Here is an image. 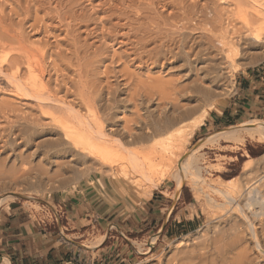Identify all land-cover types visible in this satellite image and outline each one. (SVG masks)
Segmentation results:
<instances>
[{"label":"rangeland","instance_id":"rangeland-1","mask_svg":"<svg viewBox=\"0 0 264 264\" xmlns=\"http://www.w3.org/2000/svg\"><path fill=\"white\" fill-rule=\"evenodd\" d=\"M98 1L99 0L93 3L94 6L99 5ZM195 1L196 0H188L189 4L187 3V5L189 6L190 4H193L195 3ZM213 1L214 4L211 0H202L200 4L201 6L207 8L206 9V14H208L207 17L209 18V16L210 17L212 16V18L215 19L216 24L215 22H212L214 23L213 25L211 23V28L213 29L214 34L219 37L221 36V39H223L222 37L227 38L225 39V41L233 40V42H236L240 36L246 35L248 37L247 40L248 43L245 42L244 45L245 47H244L242 46L243 44L239 42L241 45L239 49V55L241 56H238L237 59L235 60V64L231 66V64L228 63L223 57L224 55H221V53H219L221 49L217 47V45L219 44L216 42H218L220 39L218 41L215 40L214 41L215 43L212 45H216L217 48H214L211 50L212 52H209L207 58L205 59L206 61L200 66L202 67V71L200 72V80L197 83L194 82L196 79L194 74H187L180 70V64L182 63H179L178 65H172L173 61L170 60V62H163L164 64H159L157 66L143 65L142 63H140V61L132 60V58H135V56H132L131 58L124 56L125 55L124 50H126L128 47H126L123 43L119 42L122 41L121 39L116 44L110 41H109L110 43L108 42L109 44L107 42L104 43V41L100 39L101 43L102 44L104 43V48L106 49L108 48V49L105 52V54H103L100 51L98 52L102 53L103 57L104 56L105 57L104 58L100 57L101 61L100 60L98 61V59L97 60L94 59L95 61H93L91 59V62L92 61L93 62L90 64L89 61L91 54H89V51L91 53L92 51H94L95 47H97L96 49H99V47L102 45L101 43H98L99 39L94 38L95 39L94 40L93 37L92 38L90 37L91 39L89 38L88 45H94L92 49L91 46L89 49L87 48L89 51L86 50V53H88L86 55L88 56L90 55V57L85 58L86 56L84 57L81 56L82 61L84 62V63L82 62V64L87 63L85 65H88L87 68L89 67L88 69L87 68L85 69L86 66L84 67L83 65L85 70L84 71L82 69L83 75L85 73V75L88 77L85 78L86 76H84L83 80L85 81L88 80L86 84L91 86V88L94 87L92 90L97 91L99 90L100 87L99 91L102 90V92H105V94L104 93L102 94L103 98L101 96L102 101L106 102V99L109 98L110 90L109 88L106 87L107 85L109 86L113 85L114 87L117 83H119L122 87V89L120 87L121 91L119 90L120 92L118 91L115 94L116 96L115 98H118L116 100H119L117 101L118 106L115 105L116 107H114V110L111 111L113 112L112 113L113 116L115 115L114 117L116 120L113 119V121H109L108 124L110 126L107 127L106 129L107 133H108V129L112 126L111 124H116L117 126H119L118 127L119 130H122L127 124L128 125L132 124V126H135V124H133L132 122L133 118L135 117L134 116L135 108L134 106H132V103H130L133 101L129 102V100L130 99L132 100L131 96L133 95V93H137V92L143 93V90L144 92L146 90L147 91L150 90L155 93L153 97V101L151 105H149L150 107L148 106L149 110L151 109L150 111H154L152 112L154 113L153 115L154 116L159 115L158 119L160 121L162 120L161 117L163 118V115L166 116V117L164 116L165 119H163L161 123V128L163 127L161 129V133L159 132V134L157 135L159 137L157 136H156L157 138L153 137L152 139H150L151 141L150 140L149 142L147 141V144H145L146 142H142V144H137L135 146L134 145H131V147L126 146L124 149L125 152L122 149L121 152L123 153L120 152L119 154L116 153V155L115 154L110 155L109 157L111 159V160L109 159L110 161L113 160L114 163L116 162V164H118L121 167V165L124 166L126 163L124 159L127 158V156L129 157L132 152L133 153L137 152L140 154L145 149H149V147L153 148L151 147L152 143L153 144L156 143V145L159 147V148L156 147L158 150L161 149L162 144H164L165 146L168 144H173L174 141L176 142L178 140L179 138L178 135L180 132H182V130L191 127L197 120L202 118H203V125L198 129H196L194 133L188 138L187 152L190 153L192 150H197L201 146V144L205 142L207 138L210 139L213 138L212 140L209 139L210 141L208 140L206 142V146H204L201 150L196 151L193 154L194 156L192 155L193 159L191 158L192 161L190 159L189 163L191 164V167H194L192 168L191 172L194 173L193 178L195 181L193 180V178L189 177V180L187 179V181H185L184 185L182 186V190L180 193V194L184 193L186 196H190V198L192 199L193 203L192 206L189 207L190 211H185L181 219L183 220L184 217L185 218L195 217V223L193 227L194 230L191 231L188 230L187 232L180 233L179 235H176L175 237L170 239L165 238L164 241L162 240L157 241L158 237H150L144 241H136L132 243L137 253L140 255L139 256L140 258L132 264H190V263L197 264L198 263L197 257L200 256L201 253L200 251H202L201 249L207 247L208 244L210 245L209 248H211V245H213L212 243L213 241L211 239L214 240L215 238H218V233L220 232V230L229 229L231 225H234V222L236 224V222L238 223V219L239 221H241L242 219V215L238 211L234 209L230 211L231 207H228V209L224 208V203H225L224 200L220 199L219 203L215 204L209 202V199L207 198V196H205V195H211L213 197L214 194L212 192L213 191L212 188L214 189L217 187L218 177H221L226 182L233 181L231 184L236 183L238 186H241L242 188H244V190H246L245 184L249 182L250 177L253 178V176L249 177V175L248 176L245 175V172L243 170V165L246 161L252 162L253 167L255 169L254 172L259 170L261 176L264 175L263 174L264 137L260 138L256 136L253 139L252 137L250 138L248 136L239 135L240 137L239 136L235 137L229 141L225 139H220L218 137L219 134L222 132L238 129L244 125H247L248 123L264 124V35L260 41L256 40L255 38H252L253 36L252 34H250L249 37L248 33L250 32L248 31L245 32L246 28L243 27L245 26V24L243 20L240 19L241 18L240 15L245 14L248 17V18L246 17L247 20L248 21L251 20L252 23H256L257 25L264 23V0H223V1L213 0ZM0 2L3 3L2 0H0ZM11 3H12L11 0H9L6 3V5L3 7V9L5 8L4 11L7 10L10 12L11 9L10 7H12L10 6ZM86 3L87 2H84L83 5H80L81 7L79 9L82 10L83 8L84 12L87 11V17L89 20L91 18L90 13L92 14L93 11H95V9H98V7L92 8V6L90 4L88 5V3L87 5H85ZM85 8L88 9L89 11L86 10ZM213 8L216 10H214ZM213 13H215V17ZM42 14L43 13H41V16ZM102 14L103 13L98 14L99 18L97 15L91 18L94 20V22H89L91 25L88 23L89 24L88 30L94 29L93 27H96L97 23H98L97 25L98 27H102V22L105 21L104 17L107 16V14H103V15ZM100 15H102L101 17L103 16L104 17L101 18ZM20 19H22V17ZM20 19H18L16 16L14 18L13 16L12 21L16 24L15 21H19ZM32 20L33 19L31 17L28 21L29 22L28 24H25L27 23V21L24 22L23 24V27H25L24 29L27 30L25 32L26 38L27 36H29L27 32L32 34V35L30 34L31 37L28 38L30 39L29 42L32 41L31 43H33L34 40L41 41V39L43 40L44 37L43 34H41V36L39 35L40 32L38 31V29L35 30L36 27L34 28L32 26V28L31 27L29 28V25L31 26L34 23V20L33 21ZM91 26L93 27L91 28ZM82 29L85 30L86 28L84 27L81 28L77 33L81 32V36L83 37L80 38V40H82V43H84L83 39L86 37V35H84V33L82 35V32L84 31ZM34 30L36 32H34ZM56 35H60L59 32H57ZM233 36H235L236 38ZM60 37H61L60 40H62L64 35ZM60 37H58L57 40H59ZM249 39L250 40L255 39V41L251 40L252 42L254 41L255 43L253 42V44L247 45L250 44ZM48 40H50L49 44L51 41L53 42L54 46L51 42L52 46H50V49L54 53H56V51H58V49L55 48L54 41L56 40H54L53 37H50ZM153 46L154 45L148 46L147 50L152 48ZM219 46H221V44ZM61 47H63L62 49L64 51L68 50V47L66 45H63ZM53 52H51V54H54ZM82 54L85 55L84 52H82ZM122 56L126 57L127 61ZM118 58H122V59L119 60ZM47 60H48L47 61L48 66L50 67L48 68L49 74L47 72L44 81L46 82V84H48L47 88L49 93L52 92L53 95L56 96V100L58 99L59 101L65 100L63 102H66L67 105L68 103L69 105L73 104L72 107L75 106L76 110L80 108L79 111L82 114L86 115L87 114L86 113L87 109H85L86 107L82 106L81 102H79L80 98L78 96L80 95V93H78V96L76 95L77 92H80L79 90L80 88L78 89L76 86L77 85L76 82L78 79L74 71L75 68L73 69V71L72 70L69 71L66 69V67L59 66V68L61 69L57 68L56 70H53V65L55 64L60 65L61 63L59 61H56V63H54V56L53 58L52 57L50 58V56L48 55ZM111 61L113 63H111ZM99 62L100 65H98ZM93 64L95 65V67L98 66L97 67L98 69L96 68L95 70ZM90 65L92 66L91 68ZM124 66L128 68H125ZM92 68H94V70ZM108 68L110 70H108ZM90 69L92 71H90ZM106 71L113 72V74L109 72L106 74L105 73ZM125 71L128 72L129 74L126 73ZM115 72L118 73L116 74ZM115 74L117 77L114 76ZM25 75H23L25 77L22 76L24 81L21 79L23 82L27 80L24 78H26L28 74L25 73ZM0 78H1L0 79V110L2 108L5 110L7 109L5 112L7 113L9 111L8 114L10 113L9 114L10 116H8L3 111L7 117L6 118L1 110L0 128H3L2 126L5 127L18 126L19 123L22 127H27V128L28 126L33 127L31 126L32 125L31 121H33L34 119H39L40 116H43L40 122H37L35 120L39 125L35 131L36 132L39 131V133H41V136L38 139V142H40V146H38L37 148L36 146H30L29 148H26V150H23V154H24L23 159L26 160V161L24 160L25 164L22 162V160L16 158L8 159L7 163L5 164V172L7 171L6 173L8 174H6L5 176V178L7 179L4 178V180L0 181V201L4 199V197L6 199L0 202V211L4 208H7L8 206H15L19 208L21 211H23L26 217L36 227H40L42 229L52 228L54 230L55 227L58 228L60 226L61 227L63 226L68 228V231L65 230V233L69 235L72 233L68 225L71 223L70 220L71 218L68 217V215H70L68 213L69 212L68 210H69V204L71 202V197L73 196V194H76L77 190H79L81 187H85V185H91L92 187L95 188V190L97 191V193H99L101 197V200L96 207L91 206V237H92L95 236L96 234L105 233L109 227L108 225H111L109 223L111 222L117 223L119 218L116 221H113V219L115 218V216H117L118 212L121 210L122 207L128 206L131 209L132 207H134V205L146 201L150 197L151 193H153L152 191H155L156 189L164 188V190L168 192L167 193L168 196L174 199L178 198L176 197V193H175L177 188V182L174 179L164 180L156 189L148 185L147 186L142 185L143 187L139 186L138 187L139 189L135 188L133 192L126 191L127 193L125 194L119 192L117 189L114 188L112 183L113 181L112 178H114V176L122 177L123 169L120 167L119 168L116 167V170L112 171L110 167L101 166L102 164L96 160L91 161V157L87 158L85 157V155H80V153L75 151L72 148V146L64 140L63 131H62L63 128L60 126V124L53 123L51 118L47 114H45L46 112L52 113L54 107L55 108L61 107L60 103H55L52 102L51 100H47L49 99V97L47 98V95L45 96L46 98H44L46 101H44L43 103L42 101L38 99L36 100V98L30 97L25 93H19L17 96V94L15 95V93L13 92V90L15 91V89L14 86H12L13 84H11L12 83L11 80L8 79L9 77L6 74L0 72ZM145 82L147 83L149 82V83L147 84ZM163 83L165 85L168 84L166 85L168 88L171 87L170 85H173L174 83L189 86L188 90L182 93L181 95L173 94L170 95L171 97H168L170 99L172 98V101L179 105L178 107H180V110H178L177 113L173 112L171 108L170 104L172 103V101L166 98L169 95H167L168 93L166 94V92H164L165 88ZM159 85L160 86L162 85L164 89L160 88ZM60 86L61 88L63 87L62 90H60L61 89ZM198 87L201 88V90ZM103 88H106V90L104 91ZM68 89L70 90L69 94L67 91ZM160 89L162 90V94H160L161 93ZM198 90L201 91V93L203 92V94H200ZM20 96L22 97L20 98ZM60 96L62 97V99ZM161 97L162 99L160 100ZM164 98H166L167 100ZM163 100L164 101L166 100L168 103L166 104L165 101V103L163 104L164 102ZM101 102L99 103L100 105L98 106H101L102 104L105 103V102L103 103ZM138 102L137 104H141L140 101ZM43 107L45 108L43 109ZM145 108H146L145 106L140 107V109L143 110L142 111L143 113L140 112V114L143 116H146ZM194 108H197L199 110ZM8 109H10L11 112ZM169 109L171 113L169 112ZM192 109H194L193 112L195 111L194 112L195 114L192 113L193 115L190 112ZM99 112L100 115L102 116L103 121L106 122L107 119L105 118L107 112H104V109L99 110ZM185 112L186 114H188L187 117L189 119L187 117L183 119V117L185 116L184 114ZM11 113L14 114L12 115ZM225 113L227 114L226 120H223L222 118ZM15 114L18 117L19 116L20 117L15 118L16 117ZM2 116L6 118V121ZM22 116H24V118ZM175 117L178 118L175 119ZM25 118L28 119L29 121L28 120H27L28 122L25 121L24 120ZM29 118H31V121ZM166 118H168V120ZM7 119H9L10 121ZM15 119H16V123H15ZM17 119H20V122H18ZM174 119L178 121L176 122ZM181 120L183 121L185 120V123L183 121L182 123ZM227 120L229 121L233 120L234 125L229 127L225 126ZM29 122L31 125L29 124ZM173 122H176L177 124L179 122V124L178 125L176 123L173 124ZM168 125L170 127H167ZM165 128H168V130L166 131ZM85 135L87 136V134ZM213 140H215L216 142ZM162 141L164 142L162 143ZM160 143L161 146H159ZM14 160L17 161L14 162ZM30 164L31 166H29ZM23 167L24 170L25 169L27 170L25 171V173L27 172L25 176H23L24 170L20 169ZM19 172L22 173L20 174V176H19ZM15 176L17 177L16 179L18 180H15ZM216 182L217 184L215 185ZM231 184H226V185L229 186ZM255 186L256 185L252 186V188H254ZM200 188H203L204 191H206L207 193L201 194ZM261 192H264V189H261ZM11 193H16L17 195L11 198L10 197ZM198 194L204 198V201L203 198H199ZM92 215L95 216L92 217ZM240 223L241 222H239V224ZM84 231L85 230H82L81 233H84ZM93 231L96 233L93 234ZM87 236L88 235H85V237L82 238H79L78 236L75 237H77L78 242H81L82 240H86L88 238ZM100 241L101 239L91 243V248L96 244H99ZM248 245L250 248L249 251H251L252 245L250 244L249 241L245 243L244 246L248 247ZM209 248L206 249V251H209L210 250ZM211 250H213V248H211ZM237 252L238 250L233 252V254H237ZM202 253H204V250L202 251ZM196 254L198 256H195ZM255 256L256 254L254 255L252 252H250V257H255ZM96 259L98 258L96 257ZM257 261L260 262L259 260ZM112 264L115 263L112 262ZM249 264H254V263H249Z\"/></svg>","mask_w":264,"mask_h":264},{"label":"bare ground","instance_id":"bare-ground-1","mask_svg":"<svg viewBox=\"0 0 264 264\" xmlns=\"http://www.w3.org/2000/svg\"><path fill=\"white\" fill-rule=\"evenodd\" d=\"M2 1L3 3L0 2L1 3L0 4V72L6 74L9 77L8 79L11 80L12 82L11 84H13L12 86H14L15 89V91L13 90L15 95L17 94L18 96L19 93H25L30 97L36 98V100L38 99L42 101V103L46 101L44 98H46L45 96L47 95V98L49 97V99L47 100H51L52 102L55 103H60L61 107H57V108L54 107L53 112L51 111L52 113H48V112L45 113L44 111L43 112L51 118L53 123L60 124V126L63 128L62 131H63L64 140L68 142L75 151L80 153V155H85V157L87 158L91 157V161L96 160L102 164L101 166L110 167L112 171L116 170V167L119 168L120 166L116 164V162L114 163L113 160L110 161L111 160L109 158L110 155L112 154L116 155V153L119 154L122 151V149L125 152L124 149L126 146L131 147V145L135 146L137 144H142V142H146L145 144H147V141L149 142V140L152 139L153 137L155 138L159 134V132L161 133V129L163 128V127L161 128V123L162 120L165 119L164 118L165 115H163V118L161 117L162 119L161 121L158 119L159 115L158 116L155 115L156 117L153 115L154 113L152 112L154 111H150L151 109L149 110L148 106L151 105L155 93L150 90L149 91L146 90L145 92L143 90V93L140 92L133 93V95L135 94L134 97H136L137 99L134 98L133 95L131 96L132 100L129 98L130 99L129 102L133 101L130 103H132V106H134L135 108V112H134L135 117L132 120L135 126H132V124L131 125L129 124L130 125L129 126L127 124L122 129L123 130L122 131L119 130L118 128L119 126H117L116 124H111L112 126L108 129V133L106 132L107 127L110 126L108 124L109 121H113V119L116 120L114 117L115 115L113 116L112 114L113 112L111 111L114 110V107L118 106L117 101L119 100H116L118 98H115L116 97L115 94L120 90L121 85L117 83L114 87L113 85L106 86L107 88H109L110 94L108 93L109 98L107 96L108 99H106L105 102L102 101L103 98L102 94L103 93L105 94V92H102V90L99 91L100 87L99 90L97 91L92 90L94 87L91 88V86L86 84L88 80L87 81L83 80V77L86 75L85 73L83 75L82 71L84 70V67L86 66L85 67L86 69L88 65H85L87 63L82 64L83 62L82 57L84 56H86L85 58L90 57V55L89 56L86 55L88 54L86 53V50H88L90 46L91 49L94 46V45H88V41L90 37L91 38L93 37V39L94 38L99 39L98 43H101L100 41L101 39L104 41V43L105 42L108 43L110 41L116 44L121 39L122 41L119 42L123 43L126 47H128L126 50H124L125 51L124 56L128 58L135 56V58H132V60L140 61V63H142L143 65L157 66L159 64H164L163 62H170V60L173 61V62L171 61L172 65H178L179 63H182L180 64V70L187 74H194L196 77L194 81L195 83L199 82L200 72L202 71V67L200 66L206 61L205 59L207 58L209 52H212L211 51L212 49L217 47L220 48L221 51L219 53H221V55H224L223 57L225 58V60L228 63H230L232 66L235 64V60L237 59V57L241 56L239 55V49L241 47L239 42H241V44H243L242 46H244L245 42H247L248 40V37L245 35L246 33L244 34L245 36L243 35L240 36L236 42H233V40L225 41V39L227 38L222 37L223 39H221V36L220 37L216 36L213 32V29L211 28V23L215 22V19H213L212 16L211 17L209 16L210 19L207 17L208 15L206 14L207 8L201 6L200 4L202 0H196L195 3L190 4L189 6L187 5L188 0H99L98 6L97 5L94 6L93 4L97 0H82V1L81 0H11L12 3L10 4V6L12 7L9 6L11 8L10 12L7 10L4 11L5 8L3 9V7L6 5V3L9 0H2ZM211 1L214 4V1L213 0ZM84 2H87L88 5L90 4L92 8L98 7V9H95V11H93L92 14L89 12L91 18H93V16L96 15L98 16V14L100 13L107 14L106 17L103 16L105 18V21L102 22L101 20L102 27H98L97 26L98 23H97L96 27L91 26V28L93 27L94 29L88 30L89 28L88 25L90 24L89 22H94V20L91 18L90 19L93 21H91L90 19L88 20L87 11L84 12L83 8L82 10L79 9L81 7L80 5H83ZM87 3L85 5H87ZM41 13H43L42 16ZM213 14L215 17V13ZM102 15H100V17ZM13 16L14 18L16 16L18 19L22 17V19H20L19 21H15L16 22L15 24L12 21ZM31 17L34 20V23L33 24L31 23L32 25L31 26L29 25V28L30 27L32 28V26L34 28L36 27L35 30L38 29V31L40 32L39 35L40 36L41 34L44 35V37L42 36L43 40L42 39L41 41L38 40L40 42L34 39H33L34 40L33 43H31L32 41L29 42L30 39L28 38L31 37L30 36L31 33L29 32H27L29 36H27L26 38L25 32L27 30L24 29L25 27H23V24L26 21L27 23L25 24H28L29 23L28 21ZM240 17H241L240 19H242L245 24V26H243L244 28H246V30L244 29L245 32L246 31L250 32L248 33L249 37L250 34H252L254 36V37L252 36V38H255L256 40L260 41L264 35V23L258 25L256 23H252L251 20L249 21L247 20L248 17L245 14H241ZM213 24L214 23H212V25ZM105 25H107L108 27ZM83 27L86 28L85 30L82 29L84 30L82 32V35L83 33L84 35H86V37L83 39L84 43H82V40H80V38L83 37L81 36V32L77 33ZM35 30L34 32H36ZM57 32H59L60 35H56ZM63 35H64L63 39L60 40L61 39L60 36ZM50 37H53L54 40H56V41L53 40L55 42V48L58 49L56 53H54L50 49V46H52L51 45L52 41L49 44L50 40H48ZM58 37H60L59 40H57ZM255 39H251V40L255 41ZM215 40L217 41L219 40L220 42L218 41L216 43H218L219 45L221 44V46L217 45L216 47V45H212L215 43L214 42ZM251 40L249 41L250 44H247L248 42L246 44L247 45L253 44L254 41L252 42ZM104 43L103 44L101 43L102 45L101 46L99 45L100 47L98 46L99 49H96L97 47H95L94 51L91 50L92 51L91 53L88 50L89 54H91L92 57V58L90 57V61H89L90 64L93 61H95L94 59L96 60L98 59L99 61L101 59L100 57H103V54H105V52L108 49V48L107 49L104 48ZM63 45H66L68 47V50L64 51L62 49L63 47H61ZM150 45H154V46L147 50V47ZM98 51L102 52L103 54L99 53ZM51 52H53L54 54H51ZM82 52H84L85 55L82 54ZM48 55L50 56V58L51 57L53 58L54 56V63H56V61H59L61 63L60 65L58 64L53 65V70H56L57 68L61 69L59 68V66L60 67L64 66L69 71L70 70L73 71V69L75 68L74 71L78 79L76 82L77 84L76 86L78 89L80 88L79 89L80 92H77L76 95L78 96V93H80V95L78 96L80 98L79 102H81L82 106L86 107L85 108L87 109L86 115L82 114L79 111L80 108L76 110L75 106L72 107L73 104L69 105L68 103L67 105L66 102H63L65 100L63 101H59V99L56 100V96H54L52 92H51L52 94L49 93L47 88L48 84H46V82L44 81L45 75L47 74L48 68L50 67L48 66L47 63ZM124 56L122 57L125 58L127 61V58ZM91 59L93 60L92 62ZM118 59L120 60L122 58H118ZM111 63L113 62L111 61ZM98 65H100V62ZM93 66L95 67L94 64ZM91 67L92 66L90 65V68ZM97 67H95V70ZM92 69L94 70V68ZM108 70L110 69L108 68ZM90 71L92 70L90 69ZM108 72L113 74L114 71L113 72L106 71L105 73L107 74ZM25 73L28 74L27 76L28 78L27 77L24 78L27 80L23 82L24 81L23 77L26 76ZM115 73L117 74L118 72ZM22 74L25 76H23ZM116 74L114 75L115 77H117ZM85 78L88 77L86 76ZM166 85L164 84V88H165L164 92H166V94L168 93L167 95L169 96H167L166 98L171 101L172 98L171 99L168 98L171 97L170 95L173 94L181 95L182 93L186 92L189 87L188 85H180L174 83L173 85H170L171 87L168 88ZM62 88L60 90H62ZM160 88H163L162 85L160 86ZM103 89L104 91L106 90V88ZM199 89L201 90V88ZM67 91L69 94L70 90L68 89ZM160 91L161 93L160 92L159 93L162 94L161 89ZM199 92L200 94H203V92L202 93L201 91ZM21 97L22 96H20V98ZM161 99L162 97L160 98V100ZM138 101H140L141 104H137ZM165 101L163 102V104L165 103ZM100 102L101 103L105 102L104 104H102L104 106L102 105H101L102 107L98 106L100 105L99 104ZM167 103L168 102L166 101V104ZM170 105L173 112L177 113V111L180 110V107H178L179 105L176 104L175 102L172 101ZM144 106L146 107L145 108L146 116L140 114V112L143 111L140 109V107H144ZM44 108L45 107H43V109ZM103 109L104 112H107L105 118L107 119L106 122L103 121L102 116L100 115L99 112V110H103ZM194 109L190 111L191 114L192 113L195 114L194 113L195 111L193 112ZM1 110L2 113H4L7 109L5 110L2 108ZM8 112L5 113L8 116H10L9 115L10 113L8 114ZM5 113L4 116L6 117ZM184 114H183L184 116L183 119L188 116L186 112ZM4 116L2 117L6 121L7 117L5 118ZM19 117L16 115L15 118H19ZM22 117L24 118V116ZM42 117L43 116H40L39 119H34V120L32 118L33 121H31V118H29L30 121L32 122L31 123L32 125L30 124V122L29 124L33 127H29V126L28 128L22 127L19 123L18 126H9V127L2 126L3 128H0V181L4 180L6 174H8L6 173L7 171L5 172V164L7 163L8 159L16 158L22 160V162L25 164L26 160L23 159L24 158L23 150H26V148H29L30 146H36V148L40 146V142H38V139L41 136V133H39V131H37L38 132L37 133L35 130L39 126L37 122H40ZM26 118L24 119L25 121L28 120ZM177 118L178 117H175V119ZM166 119L168 120V118ZM17 121L20 122V119H17ZM182 121L183 120H181V122ZM176 122H173V124H175ZM183 122L185 123V120ZM15 123H16V119H15ZM248 124L238 129L222 132L219 134L218 137L220 139H225L228 141L235 137H238L239 135L248 136L250 138L252 137L253 139L256 136L260 138L264 137L263 123H257V124L248 123ZM169 125L167 127H170ZM202 125H203V118L197 120L191 127L182 130V132L179 133L178 135L179 138L177 137L178 140L176 142L174 141V143L172 142L173 144H168L166 146L162 144V147L159 150L157 149L159 147L156 145V143H154L155 145L152 143V145L154 146L151 145V147L153 148L149 147V149H145L146 151L144 150L140 154L137 152L133 153L132 151H131L132 155L128 153L130 154V156L129 157L127 156V158L125 159L123 158L124 161L126 162L125 165L124 166L121 165L120 167L123 169V176L122 177L114 176V178H112V180L114 181V182L112 181L114 188L117 189L119 192L125 194L127 193L126 191L133 192L135 188L139 189L138 187L142 185L144 186L148 185L150 187L157 188L164 180L174 179L177 182V190H178L177 192L179 193L185 181H187V179L189 180V177L191 178L194 177V173L191 172L192 168L194 167H191L189 160L192 158V155L196 151L201 150L204 146H206V142L210 139L207 138L205 142L203 141L204 143L201 144V146L197 150H192L190 153L187 152L188 150L187 144H188L189 136H191L194 133V131L199 127H201ZM165 129L166 131L168 130V128ZM85 134H87V136ZM163 142L164 141H162V143ZM159 146H161V143ZM15 161L17 160H14V162ZM29 166H31V164ZM20 169L24 170V167ZM243 170L245 172V175L247 176L249 175V177L253 176V178L250 177L249 182L245 184L246 190H244V188H242L241 186H238L236 183L231 184L233 181L226 182L221 177H218V184L217 182L215 183V185L217 184V187L214 189L212 188L213 190L212 192L214 194L213 197L211 195H205L209 199V202L215 204H218L220 199L224 200L225 201L224 208L228 209V207H231L230 211H232V209L238 211L242 215V219L241 221H239L238 219V223L236 222V224L234 222V225H231L229 229L220 230V232L218 233V238H215L214 240L211 239L214 245V246L211 245V248H213V250L209 248L210 245L208 244L207 247L201 249L202 251L204 250V253L200 251L202 255L201 253L200 256H198L197 254L195 255L198 256L197 264L264 263V192H261V189H264V175L261 176L259 170L254 172L255 169L251 161H246L244 163ZM25 171L27 170L25 169L23 171V176L27 174V172L25 173ZM20 174L22 173L19 172V176ZM16 178L17 177L15 176V180H18ZM226 184H231V185L227 186ZM254 185L256 186L252 188V186ZM200 190H201L200 192L201 194L207 193L206 191H204L203 188H200ZM16 195H17L16 193H11L10 197L12 198ZM198 196L199 198H203L199 194ZM5 199L6 198L4 197V199H2L0 202L4 201ZM239 222L241 223L239 224ZM248 241L252 245L251 251H249L250 250L249 245L248 247L244 246L245 243H247ZM208 248L210 250L206 251V249ZM236 250H238L237 254H233V252H235ZM250 252H252L254 255L256 254V256L250 257ZM257 260H259L260 262H258ZM5 264H9V263L6 262Z\"/></svg>","mask_w":264,"mask_h":264},{"label":"crops","instance_id":"crops-1","mask_svg":"<svg viewBox=\"0 0 264 264\" xmlns=\"http://www.w3.org/2000/svg\"><path fill=\"white\" fill-rule=\"evenodd\" d=\"M181 190L178 193L176 188V199L164 188L152 191L146 201L131 209L122 207L113 219L119 218L118 222L109 223L105 233L92 237L91 206L96 207L101 197L91 185L81 187L71 197L69 235L63 226L54 230L36 227L23 211L8 206L0 211V264H132L140 258L132 243L150 237L164 241L193 229L195 217L181 219L193 203L190 196L180 194ZM85 235L88 238L81 242L75 237Z\"/></svg>","mask_w":264,"mask_h":264},{"label":"trees","instance_id":"trees-1","mask_svg":"<svg viewBox=\"0 0 264 264\" xmlns=\"http://www.w3.org/2000/svg\"><path fill=\"white\" fill-rule=\"evenodd\" d=\"M226 116H227V114L225 113L222 119L226 120ZM232 125H234V121L233 120L232 121L231 120L230 121L227 120L226 123H225V126H227V127L232 126ZM192 230H194V228Z\"/></svg>","mask_w":264,"mask_h":264}]
</instances>
